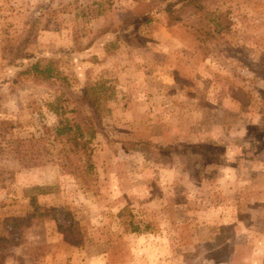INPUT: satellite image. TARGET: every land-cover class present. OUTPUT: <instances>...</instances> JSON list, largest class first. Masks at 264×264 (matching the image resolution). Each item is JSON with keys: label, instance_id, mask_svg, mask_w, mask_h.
<instances>
[{"label": "rangeland", "instance_id": "obj_1", "mask_svg": "<svg viewBox=\"0 0 264 264\" xmlns=\"http://www.w3.org/2000/svg\"><path fill=\"white\" fill-rule=\"evenodd\" d=\"M168 1L0 0V264H264V0Z\"/></svg>", "mask_w": 264, "mask_h": 264}, {"label": "trees", "instance_id": "obj_2", "mask_svg": "<svg viewBox=\"0 0 264 264\" xmlns=\"http://www.w3.org/2000/svg\"><path fill=\"white\" fill-rule=\"evenodd\" d=\"M209 0H170L166 3L163 8L169 24H174L181 21V16L186 13V11L201 12L206 8V3ZM31 72L36 79H40L41 82H46L52 78L58 77L52 68L51 62L43 65L39 62L33 64L28 72ZM87 97L92 101L97 108L101 106L103 100H105V82L97 81L91 84L88 88ZM51 111L58 118L57 124L52 129H47V132L53 133V138L55 140L61 141L63 143L64 154L73 153L78 155L79 158L85 159L86 171L91 170V157L92 148L91 140L96 135L100 127V123L96 125L93 118L88 117L86 121L76 120L74 118H67L65 116V111L61 108L59 104L53 103L48 104ZM101 107L98 109V114L101 111ZM107 110V109H106ZM73 113L78 115V111L74 110ZM98 117V116H97ZM99 122V121H97ZM61 151V150H60ZM59 151V152H60ZM205 153V152H204ZM127 211V208L122 209L118 215L122 216ZM128 229L132 233H140L141 230H147L148 225H144L142 228L141 224L130 219L127 223ZM60 232L64 235V240L71 245H77L78 242L70 240V238L65 234L63 228L58 226Z\"/></svg>", "mask_w": 264, "mask_h": 264}]
</instances>
